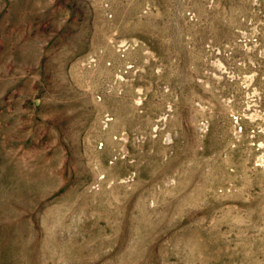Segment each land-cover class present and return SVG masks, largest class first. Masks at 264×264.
I'll use <instances>...</instances> for the list:
<instances>
[{"label":"rangeland","instance_id":"obj_1","mask_svg":"<svg viewBox=\"0 0 264 264\" xmlns=\"http://www.w3.org/2000/svg\"><path fill=\"white\" fill-rule=\"evenodd\" d=\"M0 264H264V0H0Z\"/></svg>","mask_w":264,"mask_h":264}]
</instances>
